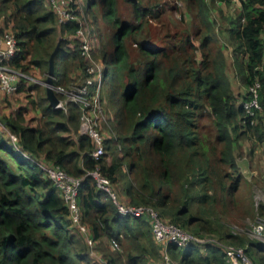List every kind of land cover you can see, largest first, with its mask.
I'll list each match as a JSON object with an SVG mask.
<instances>
[{
    "label": "trees",
    "instance_id": "trees-1",
    "mask_svg": "<svg viewBox=\"0 0 264 264\" xmlns=\"http://www.w3.org/2000/svg\"><path fill=\"white\" fill-rule=\"evenodd\" d=\"M125 2L131 5L133 20L120 17L117 0L86 3L87 12L97 9L115 27L111 72L106 70L104 79L110 75L107 95L119 135L105 138L102 155H90L93 143L78 132L81 112L73 101L63 110L40 97L41 118L35 127L22 123V108L3 118L19 140L16 148L9 134L10 141L0 135V150L17 167L15 171L0 156V264H148V255L159 254L163 246L153 238L149 217L120 212L110 192L88 173L95 168L108 178L120 202L152 206L191 233L243 247L255 264H264V241L247 233L232 234L204 207L239 185V178H234L225 186L232 176L225 165L237 170V139L264 141V0H241L236 14L227 17L234 73L247 88L242 94L234 93L222 48L213 44L207 0H187L188 7L196 8L203 30L197 36L199 44L187 35L170 50L136 40L139 57L134 60L125 40H135L147 19L158 20L164 8L161 0ZM72 5L79 12L77 1ZM0 17L16 40L11 65L23 71L29 64L41 67L56 48V83L67 85L75 73L84 77L87 59L81 55L80 39L61 38L63 33L76 34L77 21L59 23L57 29L55 12L45 0H0ZM92 20L97 21L93 14ZM103 51L101 59L107 62L108 52ZM252 86L258 106L248 111L243 103L253 98ZM204 113L216 129L211 148L198 132ZM39 154L80 178L76 195L80 221L103 261L86 251L80 238L84 234L73 224L63 196L37 163L34 155ZM259 208L263 212L264 205ZM112 239L123 249H112ZM165 249L178 264H230L224 249L212 242L182 247L168 243Z\"/></svg>",
    "mask_w": 264,
    "mask_h": 264
},
{
    "label": "rangeland",
    "instance_id": "rangeland-1",
    "mask_svg": "<svg viewBox=\"0 0 264 264\" xmlns=\"http://www.w3.org/2000/svg\"><path fill=\"white\" fill-rule=\"evenodd\" d=\"M75 1H77L80 8L79 12H77V21L80 26L79 28L82 29L84 34L91 40L92 58L87 60V63L88 65L91 64L96 66V64L100 63L102 60L101 55L105 52L103 50H106L108 52L106 67L108 73L110 74V62L113 54L112 34L115 27L105 22L101 18L97 9H94L92 12L97 19V21L94 22L92 20V14L86 11L87 0ZM117 2L120 17L133 20L131 5L125 2V0H117ZM240 2L241 0H225V2L207 0L209 9L208 14L212 25L209 33L210 35H214L213 44L222 48L224 60L227 64L226 71L229 75L230 85L235 94H238L239 92V94H242L245 90H247V88L244 87L235 76L232 65L233 50L225 31L229 24L227 17L236 14L241 7ZM161 4L164 8L161 17L158 20L147 19L142 28L134 35L135 40L131 37L125 40L131 59L134 60L139 57L137 44L135 42L136 40H140L154 46L165 47L170 50L172 46L176 47L180 41H182L183 37L187 35L194 44H199L198 37L203 30L199 26L200 22L196 8L188 7L187 0H161ZM46 6L48 7L47 4ZM54 25L57 29L60 27L57 18ZM5 33L12 34V31L4 24L3 19L0 17V35ZM62 35L63 36H61V38L63 39L67 38L69 40H79L77 33L74 35L63 33ZM73 44L74 43H71L70 46H73ZM186 53L187 55H190L191 50L189 53V50L187 49ZM81 55L84 56L82 53ZM197 57H200L199 53H197ZM84 58L86 57L84 56ZM9 66L11 69H17V67L15 68V66L11 64ZM49 66V61L41 67L29 64L26 71L22 70L21 73L24 75L23 81L18 82L17 88L14 91L7 93L0 89V135H3L6 138L8 133L15 134L10 131L3 118L5 116H14L18 108H22V123L31 127H35L39 124L41 118V110L38 106L39 98L42 96L47 97L45 82L48 79ZM77 74L75 73V76L72 78L73 80L68 82L67 85L62 84L66 90H70L73 86H79L83 83L84 78L82 77V74L76 76ZM109 74L105 77L101 84V88L99 90V100L92 113L96 117L98 128L102 131L106 138L108 136L117 137L119 135L112 123L113 106L107 95V82L110 77ZM57 96L62 99L66 98V95L63 94H58ZM239 97L240 95L237 97L238 101L241 100ZM247 103L249 104V101H245L243 103L244 107ZM82 119L83 115L81 112L79 128ZM198 132L200 137L204 139L211 148L215 139L216 129L210 117L206 113H204L198 122ZM71 136L75 139L74 134ZM9 137L11 139V135H9ZM18 140L19 139H17L14 145L16 148H18ZM109 154H111V151H109ZM118 154L120 153L118 152ZM234 154L236 157L237 170L233 171L229 166L225 165V171L231 172L232 175L230 178H227L225 186L234 182V178H239V185L236 187L237 189L233 190L230 195L225 192L222 193L218 196V200L216 199V202L213 200L204 207L206 209L209 208L208 211H210L211 219L215 218L225 222L229 226L232 234L247 233V236L251 239L264 241V238L253 237L249 231L254 224L259 222L264 223V209L263 212H260L259 208L261 204L264 205V141H257L254 137L237 139L234 144ZM0 156L6 159L12 168L17 171L14 161L8 157L4 151L0 150ZM34 156L39 161L42 168L49 167L50 163L44 159L43 155L39 154ZM176 187L177 186H175L174 189H176ZM113 189L116 192L114 187ZM116 189H118L117 186ZM119 198L123 200L120 196ZM202 206L203 205H201V208ZM196 209L197 205L194 204L192 209L193 212ZM80 238L83 243L86 244V251L89 252L91 257L97 258L98 256H101V253L96 251L95 247H93L94 253H91V248L87 245L84 236H80ZM222 242L227 244L225 241ZM121 249H123L122 246L119 250ZM162 251L163 249L161 248L159 254L154 257L148 255L147 263L164 264ZM168 256L170 255L168 254ZM172 260L177 263L174 258H172Z\"/></svg>",
    "mask_w": 264,
    "mask_h": 264
},
{
    "label": "built area",
    "instance_id": "built-area-1",
    "mask_svg": "<svg viewBox=\"0 0 264 264\" xmlns=\"http://www.w3.org/2000/svg\"><path fill=\"white\" fill-rule=\"evenodd\" d=\"M45 1L48 7L54 10L56 18L60 24H66L69 21L78 20L77 10L72 5V2L75 0ZM79 27L80 26L78 25L76 33L80 39L81 53L87 60H90L92 58L91 40ZM16 51V40L13 34L5 33L0 35V89L7 93L14 91L17 88L18 82L24 78L20 68L11 69L9 66V60L13 55H15ZM106 70V62L103 60L96 64V66L91 64L88 65L87 63L83 83L79 86H73L70 90H66L62 84L56 83V76L54 72L51 75V82H45L46 87L51 93V97L56 99V103L52 105L54 108L66 110L68 101L75 102L80 108L83 119L79 128V134L90 137L93 143V148L89 153L94 158H98L105 152L104 141L106 136H104L102 131L98 128L96 117L92 113L99 100V90L104 80V72ZM255 87L256 86H252L250 88L254 92V96L251 100H248L249 104L247 103L245 105V108H247L248 111H250V106H258ZM58 94L66 95V98H58ZM8 134L11 135V140L15 143L17 136L15 134ZM25 155L29 157V155ZM37 163L41 166L38 160ZM42 169L63 196V199L68 206L69 216L73 224L84 234L85 240L89 248H91V253H94L93 240L90 237L86 226L80 221V213L76 202L80 178L68 174L60 166L54 164H50L49 167ZM88 173L96 179V183L99 187L110 192L120 212L124 214L144 215L149 217L153 238L157 243L163 246L162 256L164 264H178L173 261L166 252L165 248L168 243H175L176 245L182 247L187 245L189 242H212L220 245L224 249L226 259L230 264H255L243 247L228 243L225 244L221 240L211 236L199 237L191 233L186 228L163 218L152 206L144 204H126L120 202L116 198L115 192L111 190L110 182L106 176L101 174L97 168L90 170ZM249 231L255 238H264V223L259 222L254 224ZM109 244L112 249L117 250L119 248V244L115 239L110 240ZM98 257L101 261H103L100 256Z\"/></svg>",
    "mask_w": 264,
    "mask_h": 264
},
{
    "label": "water",
    "instance_id": "water-1",
    "mask_svg": "<svg viewBox=\"0 0 264 264\" xmlns=\"http://www.w3.org/2000/svg\"><path fill=\"white\" fill-rule=\"evenodd\" d=\"M56 48L53 50V52L51 53V56L49 58V71H48V79L46 82H51V75L53 74L54 72V63H53V55H54V52H55ZM46 92H47V97L49 99V102L51 105H54V103H56V99L55 98H52L51 97V93L49 92V89L46 87Z\"/></svg>",
    "mask_w": 264,
    "mask_h": 264
}]
</instances>
